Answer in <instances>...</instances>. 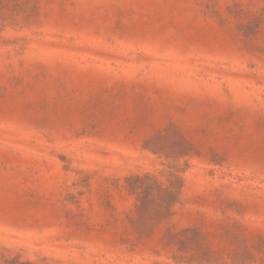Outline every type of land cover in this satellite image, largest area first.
Returning <instances> with one entry per match:
<instances>
[{
    "label": "rangeland",
    "instance_id": "rangeland-1",
    "mask_svg": "<svg viewBox=\"0 0 264 264\" xmlns=\"http://www.w3.org/2000/svg\"><path fill=\"white\" fill-rule=\"evenodd\" d=\"M263 6L0 0V264L264 263ZM169 173L141 233L127 179ZM185 228L205 249L166 243Z\"/></svg>",
    "mask_w": 264,
    "mask_h": 264
},
{
    "label": "trees",
    "instance_id": "trees-1",
    "mask_svg": "<svg viewBox=\"0 0 264 264\" xmlns=\"http://www.w3.org/2000/svg\"><path fill=\"white\" fill-rule=\"evenodd\" d=\"M264 15V6L261 8L260 15L244 24L245 34H255L259 29V24ZM160 135L153 136L147 141L149 149L159 153L165 157L168 152H163L164 147L158 142ZM183 155V152L176 151L175 157ZM170 156V155H169ZM128 189L135 196L137 201V218L135 225L142 233L149 223L161 221L173 214V207L178 203L181 194L182 179L174 173H169L168 184L160 182L154 175L144 174L142 176L133 175L127 179ZM202 234L196 228H185L180 232H173L167 229L164 233V239L167 244L176 245L178 250H189L191 248L205 249V243L199 238ZM205 253L200 258H197L198 263H190L192 258L183 256H175L173 259L176 264H218V263H201L208 262L209 259ZM206 256V257H205ZM207 258V259H206ZM188 259V263H184ZM200 262V263H199ZM5 264H34L31 261L20 260L16 258L9 259ZM229 264H249V263H229ZM264 264V263H261Z\"/></svg>",
    "mask_w": 264,
    "mask_h": 264
}]
</instances>
